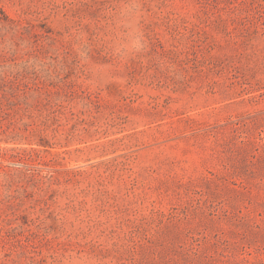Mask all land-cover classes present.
I'll use <instances>...</instances> for the list:
<instances>
[{"label":"rangeland","instance_id":"rangeland-1","mask_svg":"<svg viewBox=\"0 0 264 264\" xmlns=\"http://www.w3.org/2000/svg\"><path fill=\"white\" fill-rule=\"evenodd\" d=\"M0 264H264V0H0Z\"/></svg>","mask_w":264,"mask_h":264}]
</instances>
